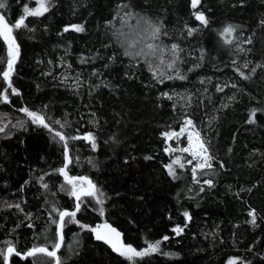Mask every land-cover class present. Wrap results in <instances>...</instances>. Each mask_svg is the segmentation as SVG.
Segmentation results:
<instances>
[{"label":"trees","instance_id":"obj_1","mask_svg":"<svg viewBox=\"0 0 264 264\" xmlns=\"http://www.w3.org/2000/svg\"><path fill=\"white\" fill-rule=\"evenodd\" d=\"M120 2L56 0L57 7L45 17H29L26 21L35 32L20 29L14 33L21 55L12 82L22 95H11L9 89L12 103L0 102V114L7 117H0V122L8 124L7 135L0 133V248L5 247L6 240L23 251L45 243L50 248L52 240L45 241L44 235L51 237L55 231L48 220L51 202L72 210L73 198L59 191L63 177L45 176L55 196L46 194L37 181L40 175L62 165L60 144L19 111L22 107L39 111L47 106L45 111L52 120L71 122L66 129L69 134L93 132L98 137V151L83 140L70 142L74 158L70 174L89 176L109 197L105 215L82 210L77 215L81 222L95 227L107 221L122 232L125 243L138 249L146 246L145 238L154 241L164 235L172 237L161 245L164 253L172 255L154 254L140 264H226L233 256L264 264L260 259L264 256V219H258L256 227L246 223L250 219L249 206L257 210L258 217H264V111L257 112L256 124L247 123L251 109L264 110V69L257 68L254 75L250 71L264 64V28L259 24L264 18V0H202L200 8L209 17L210 25L193 36L184 29L185 24L199 27L191 15L190 0H142L143 8L135 10L146 13L153 21L163 20L168 32L164 45L178 43L183 50L184 63L177 67L187 79H165L162 84L156 83L142 59L130 61L116 44L113 32L122 27L116 17ZM133 2L139 4L141 0ZM7 3L9 22L18 19L24 5L35 6V0ZM109 21L115 28L108 26ZM130 23L134 25L136 21ZM71 24H84L86 31L70 30L59 35ZM229 24L238 26L232 45H226L219 35ZM124 31L129 29L125 27ZM248 37H252L251 45L246 43ZM106 44L112 46L106 48ZM238 47L247 51L238 52ZM97 52L103 59L92 60ZM112 53L117 61L105 68ZM0 58H6L2 39ZM82 58H89L88 62L81 63ZM130 63H139V67H128ZM245 63L248 68H243ZM5 66L0 63V69ZM237 67L251 78L242 79L235 71ZM93 72L102 76H93ZM125 73L135 78L129 79ZM167 74L174 75L171 71ZM101 78L112 85L111 90L89 88L90 83L99 84ZM77 79L83 82L78 88ZM6 87L0 76V92ZM217 87H223V91L218 92ZM161 93H168L173 100L161 97ZM185 118L193 119L201 136L211 142L210 151L216 160L225 164V169H220L214 162L215 174L210 178L215 187L205 185V191L199 194L195 191L198 186L191 184V165L187 170H178V181H172L164 168L173 158L164 151L167 143L161 133L179 131ZM18 120L26 121L24 129L13 127ZM113 134H118L120 142L105 143ZM145 156L154 159L145 160ZM89 158L96 167L88 163ZM26 181L31 182L25 184ZM189 187L194 190L188 192ZM241 188L251 191L241 192ZM46 198L49 203H45ZM5 201L21 203L26 212L33 213L34 228L27 227L29 221L16 209L7 210ZM185 210L193 219L184 234L176 237L171 228L185 224ZM60 254L66 264H129L108 245L97 241L94 233L76 225L65 228V246ZM13 264H33V258L25 261L13 257Z\"/></svg>","mask_w":264,"mask_h":264},{"label":"snow or ice","instance_id":"obj_2","mask_svg":"<svg viewBox=\"0 0 264 264\" xmlns=\"http://www.w3.org/2000/svg\"><path fill=\"white\" fill-rule=\"evenodd\" d=\"M202 0H190V7L192 9L191 15L194 17V20L198 22L199 27H192L185 24L184 29L188 36H193L197 32L207 29L210 25V19L206 13L200 8ZM143 8V2L139 4L134 3L133 0H122V2L116 5V17L122 21V27L115 29L113 36L115 42L120 49L123 50L122 55L128 57L130 61H139L140 59L147 65L149 71L151 72L152 78L156 81L157 84L164 83V80H181L184 81L187 79L186 75L181 74L180 69L177 67L179 64H183L184 61L181 59L182 48L178 43H172L171 45H164L163 38L168 36V32L165 29L163 20L158 19L153 21V19L148 16L146 13L141 11H136L137 7ZM237 5H233L236 7ZM243 7V3L240 5ZM57 7L56 0H35V6L29 7L24 5L22 8V14L13 22H9V19L6 16V11L8 9L7 0H0V9L5 10V12L0 13V39H2L3 44L6 46V58H0V63H4L6 66L3 69H0V76H2L3 81L6 82L7 87L0 92V102L4 104H11L9 89H11V95L21 96L22 94L18 89L13 86L12 77L16 71V64L18 63L21 55V46L17 41V36L14 34L20 29H26L28 32H35L34 27H29V24L26 23L29 17L32 18H42L46 14L50 13L54 8ZM199 9V10H198ZM135 20L136 23L133 25L130 21ZM259 24L264 28V18L259 21ZM109 27L115 28V25L109 21ZM129 29L128 32L124 31V28ZM237 27L234 25H227L219 32L220 37L223 39L226 45H232L234 40H236ZM74 31L76 33H84L86 31L84 24H71L66 25L63 28V31L59 35L63 36L64 33L69 31ZM47 31V28H45ZM159 42V43H157ZM247 44L251 45L253 43L252 37H248ZM112 45L106 44L105 47H111ZM238 52H246L247 50L243 47L237 48ZM170 59L166 60L165 57ZM96 58H101L99 52L96 53L95 57H92V60ZM204 52L201 51L200 59L203 60ZM89 58H82L81 63L88 62ZM117 61V56L115 53H112L108 56V59L104 65L105 68H108L110 64H114ZM154 62H157L154 66ZM51 63V61H49ZM236 63V61H233ZM70 67V65H69ZM128 67H139V63H130ZM243 68H248V63L243 65ZM257 68L264 69V64H258L255 67L251 68V74L254 75L257 71ZM169 71L173 72L174 75L167 74ZM235 71L240 75L244 80H249L251 77L246 75L240 67H237ZM48 75H51L49 72ZM93 76H102L99 72H93ZM125 76L129 79H134L135 76L125 73ZM67 79V78H65ZM82 81L77 79V88L82 85ZM201 84L204 83L203 80L200 81ZM95 87L99 89L100 87H106L111 90L112 85L104 81L102 78L99 84L92 85L89 84V88ZM231 87L236 88V84H232ZM218 92L223 91V87H217ZM91 95V92H89ZM161 97H165L168 100H173V96L168 93H161ZM183 99V97H181ZM190 102L192 97H187ZM235 100V96L232 97ZM47 106H44V109L39 111L29 109L28 107H22L19 111H22L25 116L28 118L31 124L36 125L37 127H42L46 129L50 134L53 142L59 143L62 148V156L64 161L60 167L53 169L50 172H46L43 175L37 177V181L46 194H51L55 196L56 193L52 192L49 188L48 182L45 180V176H52L54 174L63 177V183L60 184L59 191L65 193L69 197L73 198L72 210L66 208H61L56 202H51L48 220L51 225L55 226V231L52 233L51 237L45 233V241L51 239V250L47 243L44 245H33L30 249L23 251L18 250L15 243L11 240H6L5 247L0 248V258H2L3 264H13V257H19L22 260H29L33 258V264H66L65 258L60 254L61 249L65 246V228L68 225H76L82 230H86L90 233H94L95 239L97 241H102L104 244L108 245L113 252L122 257L129 264H140L141 261H144L146 257L150 258L154 254L162 255H172L171 253H164L162 251L161 245L169 241L172 237L169 235H164L162 239L159 240H149L145 238L144 247L138 249L130 243H125L122 236V232L118 231L117 228L113 227L110 223L105 221L103 224L97 225L95 227L90 226L87 223L81 222L77 219L78 213L81 211H98L101 216L105 215L104 205L106 204L109 197L103 191L101 187H98L97 183L93 181L87 175H72L70 174V165L73 164L74 158L72 157L70 142H75L79 140L86 141L93 151L99 150L98 137L93 132H87L83 135L78 134H69L66 129L71 127V122L68 120H52L46 113ZM264 111L260 109L253 108L249 112V117L247 123L252 125L257 123V112ZM92 115H95L93 113ZM0 117L7 119L6 116ZM11 123V120L8 121ZM26 121L18 120L13 127L24 129ZM97 127H99V121H95ZM8 128L7 123L0 122V133L7 135L6 130ZM187 139L186 147H172L169 145L165 147V153H168L170 156L179 152L186 153L191 159L184 160L181 156H176L174 159H171L169 163L164 165L168 177L172 181H178L181 179L180 171L178 170H187V166L191 165L190 168V180L191 184L198 186L195 188L197 194L203 193L205 191V185L207 188L212 189L215 187L214 180L210 178L215 174L214 171V162H216L220 169H225V164L223 162L217 161L216 157L210 151V141L206 140L201 136L200 131L196 129V125L191 118L183 119L182 126L179 131L171 130L164 131L161 133V136L165 141H171L175 139L179 142L183 137ZM111 141L112 143L118 144L120 141L118 139V134H113L110 136L109 140H106L105 143ZM229 151H231L229 149ZM133 159H135L133 157ZM145 160L154 159L153 156H145ZM76 162L79 161V158H75ZM89 164H92L93 167H96V164L91 158L88 160ZM125 163H128L125 160ZM250 167L252 165H249ZM31 181H26L25 184L30 183ZM194 189L189 187L188 192H192ZM23 191V188L20 189ZM243 191H251V189H240ZM239 196V193H235ZM189 199L193 197L189 196ZM179 200V195L177 196ZM26 204L27 201L22 202ZM45 203H49L47 198ZM5 208L7 210L16 209L18 213L23 214L29 223L27 224L28 228H34L33 222V213L26 212L21 203L8 202L5 201ZM97 206H99L97 208ZM2 210V209H0ZM55 214V215H53ZM183 217L185 218V224L183 226L177 224L171 228V232L175 234L176 237H180L184 234L185 229L193 219L192 214L188 211L182 212ZM247 215L250 217L246 223L251 224L253 227L257 226L258 219H264V217H258L257 210L249 206ZM171 219V215L168 217ZM17 228L20 227L18 224ZM238 227V225H237ZM15 231V229H13ZM254 247V246H253ZM69 251H72L71 246L69 245ZM251 251V249H248ZM43 258V259H41ZM261 260H264V256L260 257ZM226 264H252L250 260H246L243 257L233 256L227 259Z\"/></svg>","mask_w":264,"mask_h":264},{"label":"rangeland","instance_id":"obj_3","mask_svg":"<svg viewBox=\"0 0 264 264\" xmlns=\"http://www.w3.org/2000/svg\"><path fill=\"white\" fill-rule=\"evenodd\" d=\"M167 143V147L169 145H171L172 147H186L187 146V139H186V134H185V137H183L179 142H177L175 139L171 140V141H166ZM184 143V145H183ZM168 154V153H167ZM169 155V154H168ZM170 156V155H169ZM176 156H181L182 158L184 156H188L186 153H175L173 155H171V157L174 159ZM189 157V156H188Z\"/></svg>","mask_w":264,"mask_h":264}]
</instances>
